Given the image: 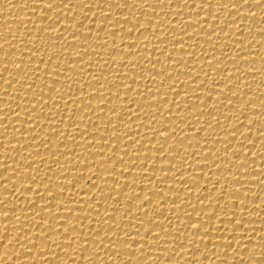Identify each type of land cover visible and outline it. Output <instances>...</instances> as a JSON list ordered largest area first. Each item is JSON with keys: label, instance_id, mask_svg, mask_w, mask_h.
Listing matches in <instances>:
<instances>
[{"label": "bare ground", "instance_id": "obj_1", "mask_svg": "<svg viewBox=\"0 0 264 264\" xmlns=\"http://www.w3.org/2000/svg\"><path fill=\"white\" fill-rule=\"evenodd\" d=\"M0 264H264V0H0Z\"/></svg>", "mask_w": 264, "mask_h": 264}, {"label": "snow or ice", "instance_id": "obj_2", "mask_svg": "<svg viewBox=\"0 0 264 264\" xmlns=\"http://www.w3.org/2000/svg\"><path fill=\"white\" fill-rule=\"evenodd\" d=\"M246 2H247V0H246ZM257 2H259V0H257ZM225 7H226V5H225Z\"/></svg>", "mask_w": 264, "mask_h": 264}]
</instances>
